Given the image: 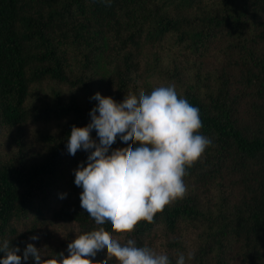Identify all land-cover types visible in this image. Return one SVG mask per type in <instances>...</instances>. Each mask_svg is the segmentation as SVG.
<instances>
[{"label":"trees","instance_id":"obj_1","mask_svg":"<svg viewBox=\"0 0 264 264\" xmlns=\"http://www.w3.org/2000/svg\"><path fill=\"white\" fill-rule=\"evenodd\" d=\"M166 45L197 61L195 81L139 111L134 77ZM48 80L81 96L29 107ZM52 121L33 151L25 126ZM0 125L19 131L0 160V264H112L114 241L130 259L159 234L158 264H264V0H0ZM167 164L179 193L121 211L116 180ZM56 224L72 227L65 247Z\"/></svg>","mask_w":264,"mask_h":264},{"label":"rangeland","instance_id":"obj_2","mask_svg":"<svg viewBox=\"0 0 264 264\" xmlns=\"http://www.w3.org/2000/svg\"><path fill=\"white\" fill-rule=\"evenodd\" d=\"M166 46H163L161 50L157 48L148 47L143 56V66L140 73L135 75L131 97L129 99L132 106H135L138 102V110L148 108L153 110V105L160 101L162 98H167L173 93H181L184 90L185 85H192L195 81V69L197 68V61L182 57L178 51L174 48L171 50H165ZM208 53L204 58L201 70L204 74L213 73L219 66V52L216 46ZM189 60V62H188ZM158 68L162 71L172 73L175 70L181 73V82H177L174 79H168L167 76H163L156 70ZM187 70V71H186ZM102 90V94L106 93L105 89ZM53 91H59L64 100L70 98V96H81V92L77 88H70L69 86L58 84L54 81H46L39 86L33 88V94L28 101V106L39 105L40 99L50 98L53 95ZM113 90L109 91L111 94ZM40 98V99H39ZM133 98L136 99L133 103ZM58 122L52 121L45 122H33L25 126L24 135L25 140L30 148L35 152H40L44 145H40L37 141V132L51 131L57 132ZM175 126H182V121L178 119ZM19 136L17 129H9L0 125V160H6L12 154L16 153V141ZM168 144V142H167ZM173 144V143H171ZM159 146L156 147V149ZM160 155L154 153L151 158H157ZM173 166L171 164L165 165L160 170L156 171L153 175H146L144 179L131 178L125 179L121 176L116 180L115 186L120 192V209L128 215H135L141 209V202L153 201L159 199L162 201H169L172 197L176 196L181 187H178L173 175ZM49 239L52 243L66 246L68 242L69 233L72 231V227L65 224L51 225L49 229ZM165 242L163 235L155 239L156 249L152 254L148 256H137L130 259H123L122 253L118 250V245L114 241L108 247V254L115 255L117 258L112 264H158L165 255L164 246Z\"/></svg>","mask_w":264,"mask_h":264}]
</instances>
